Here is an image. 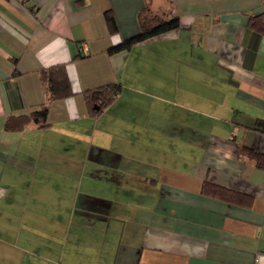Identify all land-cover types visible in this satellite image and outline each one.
Returning <instances> with one entry per match:
<instances>
[{
  "label": "crops",
  "instance_id": "1",
  "mask_svg": "<svg viewBox=\"0 0 264 264\" xmlns=\"http://www.w3.org/2000/svg\"><path fill=\"white\" fill-rule=\"evenodd\" d=\"M143 2L0 0V264H264V170L240 153L264 154V0H151L179 28L107 54ZM58 64L73 95L49 102ZM44 103L45 127L5 130Z\"/></svg>",
  "mask_w": 264,
  "mask_h": 264
},
{
  "label": "trees",
  "instance_id": "2",
  "mask_svg": "<svg viewBox=\"0 0 264 264\" xmlns=\"http://www.w3.org/2000/svg\"><path fill=\"white\" fill-rule=\"evenodd\" d=\"M151 0H144L142 7L138 11V33L124 39L119 44L107 49V54L113 55L121 51H127L133 46L145 42L149 39L159 37L167 32L179 28V18L177 16L165 17V14H153L150 9ZM104 19L107 24L109 34L118 32L117 25L110 11L104 13ZM247 28L258 34L264 35V12L249 15L246 20ZM85 58L84 55L78 54L73 60ZM40 81L47 94V101L63 100L71 97L70 82L65 72L64 64H58L40 71ZM121 87L119 84L104 85L92 90L83 92L85 104L90 116H98L105 108L110 105L120 94ZM48 104L44 103L41 107L27 115L18 117H9L5 122L6 131L22 130L29 123H33L38 127H45L48 115ZM240 153L246 155L255 161L257 168L264 170V154L258 153L253 149L241 146ZM204 182V190L209 192L217 190L222 193L223 188Z\"/></svg>",
  "mask_w": 264,
  "mask_h": 264
}]
</instances>
